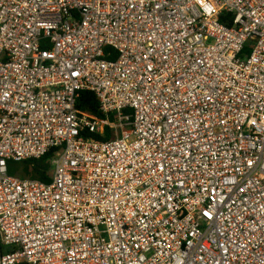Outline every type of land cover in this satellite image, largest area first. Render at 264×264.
I'll list each match as a JSON object with an SVG mask.
<instances>
[{"label":"built area","instance_id":"1","mask_svg":"<svg viewBox=\"0 0 264 264\" xmlns=\"http://www.w3.org/2000/svg\"><path fill=\"white\" fill-rule=\"evenodd\" d=\"M0 264H264V0H0Z\"/></svg>","mask_w":264,"mask_h":264},{"label":"trees","instance_id":"2","mask_svg":"<svg viewBox=\"0 0 264 264\" xmlns=\"http://www.w3.org/2000/svg\"><path fill=\"white\" fill-rule=\"evenodd\" d=\"M78 107L82 111H87L93 115L100 116L99 103L95 95L91 92L83 93L79 100ZM109 138V137H108ZM103 140H107L104 138ZM57 152L54 150L42 159L34 161H25L22 163H11L9 166V174L16 176L20 170L23 171V178L39 180L42 182H50L53 172L52 161L56 157Z\"/></svg>","mask_w":264,"mask_h":264},{"label":"rangeland","instance_id":"3","mask_svg":"<svg viewBox=\"0 0 264 264\" xmlns=\"http://www.w3.org/2000/svg\"><path fill=\"white\" fill-rule=\"evenodd\" d=\"M16 176H17V177H20V178H23V177H24V176H23V171L20 170Z\"/></svg>","mask_w":264,"mask_h":264}]
</instances>
